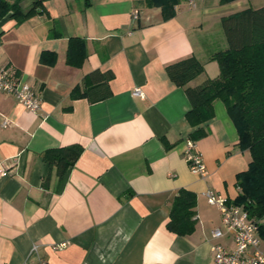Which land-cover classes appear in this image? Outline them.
Here are the masks:
<instances>
[{
  "label": "crops",
  "instance_id": "obj_1",
  "mask_svg": "<svg viewBox=\"0 0 264 264\" xmlns=\"http://www.w3.org/2000/svg\"><path fill=\"white\" fill-rule=\"evenodd\" d=\"M194 4L44 0L42 14L0 22V69L19 75L41 98L31 114L0 92V161L10 168L0 180V264H215L212 245L232 248L230 234L212 239L213 230L223 231L221 213L204 194L211 190L232 204L235 177L248 169L250 154L238 148L236 129L216 101L202 126L207 136L195 142L207 176L189 170L183 153L195 130L185 117L191 107L165 68L193 57L203 72L187 87L215 79L210 56L228 48L222 18L261 8L264 0ZM69 38L84 41L79 68L65 63ZM100 75L109 76L102 100ZM74 88L91 89L90 97L72 99ZM135 88L143 98L132 96ZM72 145L83 151L60 180L42 155ZM180 189L196 195L195 229L185 237L166 229Z\"/></svg>",
  "mask_w": 264,
  "mask_h": 264
},
{
  "label": "trees",
  "instance_id": "obj_2",
  "mask_svg": "<svg viewBox=\"0 0 264 264\" xmlns=\"http://www.w3.org/2000/svg\"><path fill=\"white\" fill-rule=\"evenodd\" d=\"M29 1L27 10L23 4ZM234 0H219L227 4ZM44 0H0V22L9 17L20 23L32 16L42 14ZM176 0H149V4L170 8ZM228 43L225 51L214 53L210 60L218 65L219 74L215 79L204 81L196 87H187L188 82L203 72L202 65L193 57L170 64L165 68L169 80L177 87L184 88L190 104L185 117L195 130L189 139L196 142L207 136L202 127L214 116L213 104L220 101L232 121L238 136L240 151H248V169L235 177L239 194L232 202L241 206L250 218L264 217V6L248 8L221 20ZM85 58V45L81 38H69L65 63L79 68ZM43 60V58H42ZM99 72L89 74L93 79ZM101 76V75H100ZM109 76L102 75L105 93L99 100L109 96L105 86ZM91 89L79 93L71 92L72 99L90 97ZM166 150L171 145L163 139ZM83 148L79 145L47 150L42 159L50 167H55L60 180L73 167ZM196 195L180 189L174 197L169 211L166 229L180 237L191 235L195 229ZM258 235L264 242V224L258 228Z\"/></svg>",
  "mask_w": 264,
  "mask_h": 264
},
{
  "label": "built area",
  "instance_id": "obj_3",
  "mask_svg": "<svg viewBox=\"0 0 264 264\" xmlns=\"http://www.w3.org/2000/svg\"><path fill=\"white\" fill-rule=\"evenodd\" d=\"M191 8L195 7L194 0H188ZM139 17V11H132V20ZM0 92L13 96L24 109L36 114L41 107L40 95L25 82L19 75L2 68L0 69ZM132 96L143 98L144 95L139 88L132 91ZM3 126L7 123L3 122ZM183 158L189 170L200 178L207 176L206 166L201 154L196 149L194 141L188 139L185 143ZM10 176V168L0 161V180ZM208 204L215 206L221 213V224L223 231L215 229L211 233L213 240H219L224 233L232 236L233 246L227 249L220 244L211 246L210 251L215 264H264V244L258 235V228L264 224V217L256 220L249 217L241 206H235L228 202L226 198L207 190L204 194ZM61 244L59 247H63ZM35 250V248H33ZM44 264V262H38Z\"/></svg>",
  "mask_w": 264,
  "mask_h": 264
},
{
  "label": "rangeland",
  "instance_id": "obj_4",
  "mask_svg": "<svg viewBox=\"0 0 264 264\" xmlns=\"http://www.w3.org/2000/svg\"><path fill=\"white\" fill-rule=\"evenodd\" d=\"M29 4H30L29 1H26V2L23 4V8H24V10H27Z\"/></svg>",
  "mask_w": 264,
  "mask_h": 264
}]
</instances>
